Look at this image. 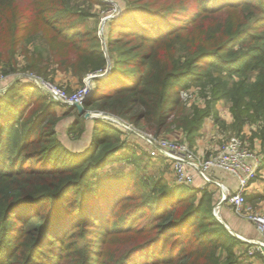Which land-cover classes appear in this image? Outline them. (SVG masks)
Wrapping results in <instances>:
<instances>
[{
	"label": "trees",
	"instance_id": "obj_1",
	"mask_svg": "<svg viewBox=\"0 0 264 264\" xmlns=\"http://www.w3.org/2000/svg\"><path fill=\"white\" fill-rule=\"evenodd\" d=\"M70 1L0 0V62L10 69L1 74L17 71L20 47L38 36L61 68L81 74L107 66L97 32L66 25L80 16ZM172 2L131 0L112 22L111 72L96 79L85 109L155 135L182 130L192 147L206 118L219 121L216 104L227 100L233 131L256 126L253 137L264 151V0ZM27 57L26 71L46 75L41 52ZM192 83L212 96L205 108L188 112L181 91ZM23 91L13 86L0 98V264H62L66 248L79 252L75 264H239L235 248L242 241L216 216L212 193L170 186L163 177L148 184L139 168L95 184L113 160L139 162L123 128L94 119L85 144L71 150L58 138L54 105L40 92L23 120L32 93ZM71 113L76 131L82 116L72 106ZM114 235L133 245L104 260L96 242ZM70 238L82 243L71 246Z\"/></svg>",
	"mask_w": 264,
	"mask_h": 264
},
{
	"label": "rangeland",
	"instance_id": "obj_2",
	"mask_svg": "<svg viewBox=\"0 0 264 264\" xmlns=\"http://www.w3.org/2000/svg\"><path fill=\"white\" fill-rule=\"evenodd\" d=\"M170 4H176L173 3L172 0H169ZM70 7L77 10L78 14L80 15L78 18H70L65 21L66 25L75 24V26L82 27L83 29L91 30L92 32L96 31V35L99 37L102 49L106 54L108 64L103 68V70H92L89 72L79 74L75 73L73 71V68H61L58 66L57 63L54 62V58L51 56L48 45L44 41V39L41 36H38L34 38V40H28V42L23 46L20 47L16 59H17V71L11 72L8 75L1 74L3 72V67H6L5 69L9 72L10 69L7 65L0 62V98L4 97L5 93L13 86L19 88V90H24L21 92L22 96H26L28 92H32L29 96V100L31 101V106L28 108V112L25 114V118L23 120H26L31 112L35 110L36 107H34L33 98L36 97L34 94L35 92H40L43 96L46 97V102L50 103L51 101L49 98L45 95L42 87L38 86L36 82H48L50 84H54L56 86L62 87L68 91V93H73L76 90L83 88L86 83L89 85L90 90H93V94L86 99V101L90 100L95 93V83L96 79L93 78L94 76H101L104 72H106L110 67H112V59L111 55L109 54L108 50V36L110 34L112 22H114L117 19L122 18L127 11L130 9L131 0H71L69 3ZM226 15H222L220 18H224ZM88 40V39H87ZM38 50L41 52L45 57V62L43 63L44 66H47L46 63H48L46 75L39 74L37 72L33 71H26V67L29 65L28 55L31 51ZM5 65V66H4ZM34 84V85H33ZM38 87V91L37 88ZM29 91L27 92V90ZM26 90V91H25ZM211 89H202L201 85L197 83H192L188 89H184L181 91L182 99L187 103L186 104V110L188 112L192 111L193 106L196 105L200 108H205L207 103L211 99ZM27 92V93H25ZM54 106V110L57 113V130H58V138L59 140L66 145L71 150H75L79 148L81 145L85 144L86 136L88 137L90 135V132L92 130V120L94 119H122L117 116H112L109 114H105L102 112H99L94 109H86L88 113H92L96 115L94 118H86L85 115L82 116L80 119V126L76 129V131H71V126L74 124L75 120L77 119V116L74 113H71L70 115H66V113L69 111V106H63L56 103L51 102ZM226 108L232 107V103L224 100ZM128 121V120H125ZM22 122V121H21ZM129 123L135 125L134 123L128 121ZM137 126V125H135ZM141 127V126H139ZM256 127V126H255ZM145 130L144 127H141ZM83 130V131H82ZM178 131L182 130H176L170 132H163L160 134L161 137L171 139V140H183L188 141L187 135L185 133L181 136H177L176 133ZM84 132V134H83ZM148 132V131H147ZM83 134V135H82ZM13 135V133H12ZM240 137L243 141H245L252 149L255 150L252 144L248 141V139L245 137L243 133L237 134L236 132H230L228 131V136L225 138L224 141H226L230 137ZM124 138H126L131 144L132 141L136 140V137L132 134L130 135H124ZM133 143V142H132ZM133 147L135 151L137 152V160L138 163H132V162H125L120 161L118 159L113 160L111 164H109L106 168L99 171L98 176H96L94 183L96 184L99 180H107L108 178H113L115 173H125L130 170H135L136 168L140 169V173L145 176V180L148 184H152L155 180L163 177L160 173H158L155 169V165L152 162V160L147 156V154L144 151L143 147H147L141 144H133ZM142 149V153H140ZM214 151V150H213ZM259 155L263 156L261 151L255 150ZM212 152V151H210ZM210 152H207L203 155V157H207L210 155ZM12 158H14V155H12ZM142 163V164H141ZM141 164V165H140ZM173 174V173H172ZM169 179V178H168ZM165 178V180L168 182L169 180ZM170 180L173 181L170 177ZM170 186H176L173 183H169ZM207 185L206 187H208ZM206 187L204 189H206ZM207 190V189H206ZM200 197V195H199ZM215 197V196H214ZM215 207L214 211L216 213L218 203L221 201L214 200ZM224 203V202H223ZM222 206V205H221ZM229 209L231 212H234L233 205H230ZM247 211V210H246ZM264 211V210H263ZM221 212V211H220ZM247 212H262V211H247ZM236 215V214H235ZM217 216V215H216ZM220 217V221L223 222L221 219V215L219 213L218 215ZM217 216V217H218ZM237 216V215H236ZM126 217V216H125ZM122 221V220H121ZM120 221V222H121ZM136 225L134 227H139L141 225H144L146 223L145 219H140L137 221ZM224 223V222H223ZM225 224V223H224ZM227 227V224H225ZM121 227H124L122 223H120L119 228L117 227L115 230V234H118L121 232ZM229 230V229H228ZM229 232L235 236V234L229 230ZM99 239L103 238V236L100 234ZM70 238L67 239L66 243H70L71 246H74L75 244H81L82 239L78 238L76 241ZM120 237L117 235L109 236L108 241L106 243L96 242V245L98 246L99 254L103 255L104 260H107L108 258H111L112 255L116 252L117 256L119 253L121 254L123 252L124 248H130L133 245V242H128L127 244H122L120 241ZM237 249V247L235 248ZM79 255V252H75L72 248H66V250L63 252V260L62 264H75L79 261L80 257H77ZM76 256V257H75ZM220 257L224 261L227 258V254L225 251L221 252ZM258 257V256H257ZM261 257V256H260ZM262 258V257H261ZM263 259V258H262ZM264 263V259H263Z\"/></svg>",
	"mask_w": 264,
	"mask_h": 264
},
{
	"label": "built area",
	"instance_id": "obj_3",
	"mask_svg": "<svg viewBox=\"0 0 264 264\" xmlns=\"http://www.w3.org/2000/svg\"><path fill=\"white\" fill-rule=\"evenodd\" d=\"M104 74L105 72L102 75ZM99 77L94 76L91 79ZM36 84L42 87L51 102L69 107L76 103L81 104L94 92L90 90L87 83L83 88L73 93H68L66 89L48 82H36ZM109 120L123 128L126 135L132 134L136 140L144 143L147 147L158 149L172 168L174 185L192 187L198 176L202 179V188L204 189L207 185L215 182L216 172L232 175L238 182L237 189L231 192L221 185L223 189L221 204L229 202L233 205L234 213L238 217L245 218L254 224L259 233L264 236V211H246L247 192L258 177L263 156L259 155L240 137L228 138L217 150L210 152L209 156L203 157L198 155L187 141L163 138L125 120L115 118ZM221 204L217 206L216 215L217 211L219 213L221 211ZM237 238L248 244L246 250L248 257L262 256L264 259V241L247 240L241 236H237Z\"/></svg>",
	"mask_w": 264,
	"mask_h": 264
},
{
	"label": "crops",
	"instance_id": "obj_4",
	"mask_svg": "<svg viewBox=\"0 0 264 264\" xmlns=\"http://www.w3.org/2000/svg\"><path fill=\"white\" fill-rule=\"evenodd\" d=\"M216 114L219 118V121L214 117L210 116L206 118L203 127L201 128L198 136L195 139V142L192 144V149L200 156H203L207 152L217 150L225 138L228 136V131L233 132L232 125L235 122L234 116L230 108H226L224 100L219 101L216 104ZM257 132V127L255 126H245L243 134L248 139L250 144L253 145L255 150L261 151L263 154V163L259 170L258 177L255 182L251 185L250 189L247 192V205L246 210L248 211H263L264 210V151H263V142L257 137H253V133ZM184 133V132H183ZM181 131L176 133L177 136L183 134ZM133 142V143H132ZM131 142V146L134 143L141 144L146 146L144 143L139 140H134ZM145 153L155 165V169L158 173L168 179L169 183H173L170 180L172 178V168L166 159L161 155L158 149H151L149 147H143ZM142 153V149L140 151ZM203 182L200 177H196L194 188H199L201 190H206L212 193L215 196V199L220 201L223 196V189L221 185H224L228 190L234 192L237 189L238 182L236 178L232 175L224 172L215 173V182L209 184L206 189L202 188ZM221 204V201L218 203ZM221 219L227 228L232 231L235 236H241L247 240L253 241H264V236L259 233L255 225L250 223L248 220L242 217H238L235 213L231 212L229 209L230 203L224 202L221 204ZM241 240V239H240ZM242 241V240H241ZM248 244L243 242L235 249L236 255L238 257L239 264H264L263 259L258 257H248L246 255V250Z\"/></svg>",
	"mask_w": 264,
	"mask_h": 264
},
{
	"label": "water",
	"instance_id": "obj_5",
	"mask_svg": "<svg viewBox=\"0 0 264 264\" xmlns=\"http://www.w3.org/2000/svg\"><path fill=\"white\" fill-rule=\"evenodd\" d=\"M110 72H111V67L105 72L104 75L100 76L99 78H102V77L108 76V75L110 74ZM86 102H87V101L85 100V101H83L81 104H79V103L73 104L72 107H74L75 109H77L78 112H79V114H80L81 116L85 115L86 118H94V117H96V115L87 112V110L85 109V103H86ZM218 215H219V214H217V216H218ZM218 218L220 219L219 216H218Z\"/></svg>",
	"mask_w": 264,
	"mask_h": 264
},
{
	"label": "bare ground",
	"instance_id": "obj_6",
	"mask_svg": "<svg viewBox=\"0 0 264 264\" xmlns=\"http://www.w3.org/2000/svg\"><path fill=\"white\" fill-rule=\"evenodd\" d=\"M217 214H219V211H217Z\"/></svg>",
	"mask_w": 264,
	"mask_h": 264
}]
</instances>
